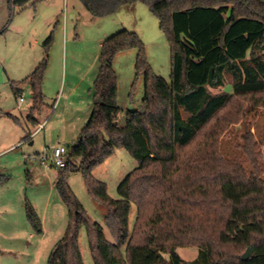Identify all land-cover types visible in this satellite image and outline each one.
I'll return each mask as SVG.
<instances>
[{
  "label": "trees",
  "instance_id": "trees-1",
  "mask_svg": "<svg viewBox=\"0 0 264 264\" xmlns=\"http://www.w3.org/2000/svg\"><path fill=\"white\" fill-rule=\"evenodd\" d=\"M79 1L92 19L146 5L168 37L171 82L153 74L137 34L124 30L102 44L90 119L77 142L65 146L66 163L55 182L69 223L48 264H84L79 243L83 227L95 264H264L262 156L255 140L245 138L244 154L252 167L248 173L220 149L228 126L239 121L240 99L264 106L259 97L264 93V0ZM7 2L14 13L30 0ZM51 39L28 79L39 108ZM132 50L138 51L137 77H144L145 96L142 110H128L120 118L114 61ZM226 75L233 77L235 95L212 94L209 88L224 87ZM20 84H13L16 97ZM117 149L127 150L138 166L119 185L115 200L93 173ZM73 174H81L91 198L107 208L115 243L76 198L68 184ZM133 205L137 218L131 229ZM26 209L30 224L42 234L34 207ZM185 247L199 250L195 261L181 259L177 250ZM248 249L253 255L244 261Z\"/></svg>",
  "mask_w": 264,
  "mask_h": 264
},
{
  "label": "rangeland",
  "instance_id": "rangeland-1",
  "mask_svg": "<svg viewBox=\"0 0 264 264\" xmlns=\"http://www.w3.org/2000/svg\"><path fill=\"white\" fill-rule=\"evenodd\" d=\"M7 3L0 0V32L7 29L6 34L0 35V115L11 114L14 118H0V264H48L54 246L67 230L69 214L55 188L59 168L53 165L52 152L47 153L46 164L41 162V156L45 149L76 143L88 122L101 44L124 30L137 34L153 74L168 83L172 72L171 49L158 18L144 4L122 7L113 16L92 19L79 0L38 1L23 12L16 9L14 13ZM50 39L43 83L46 99L37 114L41 122L47 121L46 128L34 139L33 146L26 142L16 146L27 132V121L21 113L28 107L31 96L28 91L23 95L24 103L16 101L10 85L30 75L35 58L42 55L43 45ZM137 57L138 51L132 50L117 55L114 61L120 118L128 110H142L145 86L143 75L137 77ZM225 83L218 89L209 88L210 92L234 96L233 77L226 75ZM259 97L264 99V93ZM251 100L240 99L238 123L230 124L220 138L221 153L229 160H239L248 173L252 167L244 154L245 138L255 140L264 165V106ZM15 118L21 125L15 123ZM25 156H35L37 161H26ZM137 166L127 150L117 149L113 157L94 171L93 178L105 184L108 195L117 200L119 185ZM68 184L87 215L103 227L106 239L115 243L106 223L108 210L91 198L82 175H71ZM28 204L39 216L42 234L28 220ZM136 218L133 205L131 229ZM79 243L84 264H95L84 227ZM177 252L188 263L199 256L194 247L179 248Z\"/></svg>",
  "mask_w": 264,
  "mask_h": 264
},
{
  "label": "crops",
  "instance_id": "crops-1",
  "mask_svg": "<svg viewBox=\"0 0 264 264\" xmlns=\"http://www.w3.org/2000/svg\"><path fill=\"white\" fill-rule=\"evenodd\" d=\"M38 1L41 2V1H44V0H30V3L28 4V6L29 5H33V4L37 3ZM27 7L24 10H26ZM24 10H22V11L19 10V12H23ZM57 17L59 18V14H58ZM58 23H59V20L56 23V27H57ZM4 31H5V28H4V30H2V32H0V35H4V33H3ZM6 32H7V29L5 31V34H6ZM45 44L43 45V53H42V55L39 58L37 56V58H35V61L33 62L35 64H34V67L32 69V72H30V75L27 78L23 79L22 81H20V80L19 81H12L11 85H10L11 88H12V91H13V94H14V98H15L16 101H18L21 97L23 98L24 93L28 92V91H29L30 96H31V101H30L28 107L23 111V113H21L22 118L27 121V123H26V126H27V130L26 131L27 132L24 135V137L19 140L20 142H18V144H16V146L20 145L21 143L24 144L25 142L30 144V146H33L34 145V139L38 135H40V133L42 131H44L45 128H46V124H47L46 122L47 121L41 122V120L37 117V114L41 113V110H42V107L44 105V101L46 99V96L43 93L44 101L42 102V104H41V106L39 108V106H37L35 104V102H34V99H33V96H32V90H31L30 86L28 85V79L31 77V75L33 74L35 69L38 67V65L40 64V62L44 58V55H45L44 46H45ZM101 47H102V44H101ZM16 83H21L19 85V95H18V97L15 96V93H14V90H13V84H16ZM43 83H44V81H43ZM43 88L44 87L42 86V92H43ZM92 99H93V89H92ZM24 102L25 101H24V98H23V102L22 103H24ZM19 106H20V104H19ZM19 106H18V109L20 108ZM91 112H92V104H91ZM2 117L14 118V116H12L11 114H4V113H1L0 118H2ZM15 123H17L18 125H21V122H20V120L18 118H15ZM30 125L34 128L33 131L30 130V127H29ZM43 125H44V127L42 128ZM66 145H69V144L66 143Z\"/></svg>",
  "mask_w": 264,
  "mask_h": 264
},
{
  "label": "built area",
  "instance_id": "built-area-1",
  "mask_svg": "<svg viewBox=\"0 0 264 264\" xmlns=\"http://www.w3.org/2000/svg\"><path fill=\"white\" fill-rule=\"evenodd\" d=\"M21 103L23 102V98H20ZM44 125L42 126V128ZM52 152V159L54 160V166L58 168H63L65 166V155H66V149L64 146H58V147H52L49 149H45L44 153L41 156V162L43 164H46L48 161V152ZM26 161L35 162L37 161V158L35 156H25Z\"/></svg>",
  "mask_w": 264,
  "mask_h": 264
},
{
  "label": "water",
  "instance_id": "water-1",
  "mask_svg": "<svg viewBox=\"0 0 264 264\" xmlns=\"http://www.w3.org/2000/svg\"><path fill=\"white\" fill-rule=\"evenodd\" d=\"M252 255H253V250L248 249L242 258L244 261H247Z\"/></svg>",
  "mask_w": 264,
  "mask_h": 264
}]
</instances>
